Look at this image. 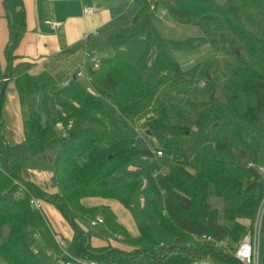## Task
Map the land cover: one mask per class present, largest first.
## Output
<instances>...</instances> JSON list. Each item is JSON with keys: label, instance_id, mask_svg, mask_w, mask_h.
<instances>
[{"label": "trees", "instance_id": "16d2710c", "mask_svg": "<svg viewBox=\"0 0 264 264\" xmlns=\"http://www.w3.org/2000/svg\"><path fill=\"white\" fill-rule=\"evenodd\" d=\"M142 1L132 25L105 42L113 53L92 73V94L80 80L59 87L48 74L32 77L29 63L13 67L26 15L22 0H6L12 43L5 71L0 63V90L4 79L14 82L26 109L25 140L15 146L0 117V259L6 264H42L31 249L36 233L47 250H57L31 197L54 205L71 225L68 244L75 256L105 263L193 264L210 258L242 264L195 237L239 242L253 228L264 196V176L257 172L264 173V0ZM159 6L179 24L201 27L204 36L163 37L154 25ZM198 45L215 54L185 68L175 52ZM52 149L57 191L49 193L22 173L27 162ZM155 151L164 157L156 158ZM162 160L170 162L166 172ZM19 184L27 188L23 199L16 197ZM211 186L224 203L223 224L210 202ZM90 198L120 204L138 235L112 208L84 206ZM76 216L103 217L101 228L122 243L93 246L92 232ZM260 251L264 260V216Z\"/></svg>", "mask_w": 264, "mask_h": 264}, {"label": "crops", "instance_id": "0c3cea01", "mask_svg": "<svg viewBox=\"0 0 264 264\" xmlns=\"http://www.w3.org/2000/svg\"><path fill=\"white\" fill-rule=\"evenodd\" d=\"M138 1L141 7L136 11L133 8ZM22 2L26 15V31L14 52L16 58L13 67L20 63H29L31 66L28 73L32 77L38 78L42 74H48L59 87H64L75 79V71L84 60L86 47L95 46L100 51L104 48V56L111 55L112 51L104 45L105 42L121 29L130 26L143 6L142 0H22ZM5 5L6 0H0V63L4 71L8 67L6 50L12 43ZM84 8H91L94 13L86 15ZM169 17L174 21L170 15ZM157 19L159 20L158 17ZM49 22L57 24L58 27L54 29ZM154 25L156 27V24ZM94 32L97 34L94 35ZM86 34L90 35L87 42L83 40ZM1 107V122L7 141L14 146L21 144L25 140L24 110L14 82L8 83ZM22 176L49 193L57 191L54 187L53 171L44 172L41 169L33 171L25 167ZM92 199L97 198L85 199L82 203L87 208L107 206L118 215L115 205L119 209L121 205L117 202ZM43 208L50 215L54 231H57L54 234H61L68 242L72 240L74 230L62 213L49 203H44ZM118 221L122 224L119 216ZM85 229L88 230L87 227ZM51 232L53 234V231ZM106 233L108 236L111 235L108 231ZM137 235L138 230L133 236ZM109 240H99L95 236L92 238V245L95 247L118 245L117 240Z\"/></svg>", "mask_w": 264, "mask_h": 264}, {"label": "built area", "instance_id": "2783aa9c", "mask_svg": "<svg viewBox=\"0 0 264 264\" xmlns=\"http://www.w3.org/2000/svg\"><path fill=\"white\" fill-rule=\"evenodd\" d=\"M94 10L91 8H84V14L92 15ZM54 29L58 27L57 24H52L49 22ZM94 35L97 32L93 33ZM90 35H84L83 40L87 42L89 40ZM103 56L100 50L95 46L86 47L84 50V60L79 65V68L75 71L74 78L82 81L84 84L88 85V91L92 94H95L92 90L91 81H92V73L101 68L103 62ZM4 82L9 81V79H4ZM156 158H163L164 154L162 151H155ZM19 191L16 194L17 199H23L25 194L27 193V188L23 184H19ZM30 205L33 209L42 213L43 203L40 199L36 197H31ZM264 216V196L260 203L257 218L254 222L253 228L246 233L239 242L230 243L228 240H219L214 237H195L196 242H200L210 247L218 248L224 250L227 254L236 258L242 264H264V260L261 255L260 246H261V228H262V220ZM104 218L97 217L96 219L90 220V228L98 229L104 227ZM57 250H50L48 253L54 260L57 262H61L62 264H126L120 262L113 263H105L99 262L96 260H92L89 258H83L79 256L73 255L69 251L68 241L61 234L53 235ZM34 239L38 242L43 241L42 237L36 233L34 234ZM116 240H123L121 236H116ZM32 252L34 254H39V251L35 246L31 247ZM193 264H212V260L201 259L193 262Z\"/></svg>", "mask_w": 264, "mask_h": 264}, {"label": "rangeland", "instance_id": "374dc122", "mask_svg": "<svg viewBox=\"0 0 264 264\" xmlns=\"http://www.w3.org/2000/svg\"><path fill=\"white\" fill-rule=\"evenodd\" d=\"M152 1L153 0H148V2H152ZM215 1L220 3V4H223L226 0H215ZM140 7H141V3L138 1L136 4V7H134L133 9H135L137 11V9H139ZM157 17L159 18V20L157 19L156 21H154V24H156V27H157L159 33L165 38H168L171 40H176V41H182V40H187V39H191V38H199V37L204 36L203 29L201 27L191 26V25H181L178 22H176L175 20L171 21L167 10L163 6H161L159 8ZM103 51H104V48L102 49V51H100L102 56L105 55V54H103ZM111 51H112V49H111ZM112 53H113V51H112ZM214 54H215L214 49L210 46H207V45H198L195 50H191V51L189 50V51H185V52H175V56L177 57V59L180 61V63L185 68H189L191 66H194L197 63H199L200 61H202L206 58L212 57ZM37 109H38V107H37ZM23 110H24L25 115H26V109H23ZM144 123H145V120H141L138 124L140 126H142ZM154 142H156V141L154 140ZM56 152H57V149H52V150L48 151V153H46L45 155L29 161L28 163L25 164V167L27 169H30L33 171L38 170V169H41L44 172L52 171L54 161H55ZM161 165L163 166V169L166 172V170L168 169V167L170 165V162L168 160H162ZM209 193H210V202L217 209H219L220 214H221L220 220L223 224V206H224V203L222 200L217 198L214 186L210 187ZM97 199L99 201V198H97ZM97 199H92V200H97ZM103 200H105V199H103ZM115 209H116V212L118 213L119 219L122 222V224L125 225V227L129 230V232H131L132 235H136L137 234L136 222L133 219V217L131 216L130 212L125 210L123 207H120V209H119V207L116 205H115ZM42 215L45 218V220L47 221L51 231H53V233H56L57 231H54L53 226L51 225L50 215L45 211L44 208L42 210ZM76 219L81 224L85 225V227L90 229V231L93 234L92 237L96 236L99 240L100 239H103L106 241L107 240L110 241L109 239L116 240V236H119V235H112V234L108 236V234L106 233V230L103 228H100L99 230L98 229H91L90 228V220H88V219H83L79 216H76ZM93 219H95V218H91V220H93ZM30 241H31L32 245L34 244L36 249L40 252L39 258L41 259L42 264H62L61 262L57 263L53 259L48 257V253L50 252V250L49 249L47 250L44 247L43 241L38 242L34 238L33 239L31 238ZM117 243H122V240H117ZM127 244L128 245L126 246V248H129V249L133 248L130 245V243H127ZM0 264H6V263L0 259ZM126 264H129V263H126ZM212 264H222V263H219L217 261H212Z\"/></svg>", "mask_w": 264, "mask_h": 264}, {"label": "water", "instance_id": "95a60500", "mask_svg": "<svg viewBox=\"0 0 264 264\" xmlns=\"http://www.w3.org/2000/svg\"><path fill=\"white\" fill-rule=\"evenodd\" d=\"M7 86H8V81H7V82L5 83V85L2 87V89H1V93H0V99H1V101H0V117H1V113H2V107H1V105H2V99H3L4 95H5V92H6V88H7ZM257 172L259 173V175H260L261 177L264 176V173H263L262 171L257 170Z\"/></svg>", "mask_w": 264, "mask_h": 264}]
</instances>
